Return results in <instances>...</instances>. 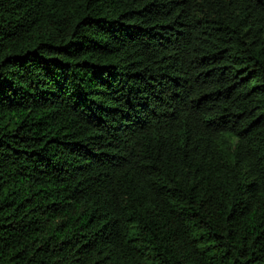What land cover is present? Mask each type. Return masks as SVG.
Segmentation results:
<instances>
[{
	"label": "trees",
	"instance_id": "obj_1",
	"mask_svg": "<svg viewBox=\"0 0 264 264\" xmlns=\"http://www.w3.org/2000/svg\"><path fill=\"white\" fill-rule=\"evenodd\" d=\"M0 264H264V0H0Z\"/></svg>",
	"mask_w": 264,
	"mask_h": 264
}]
</instances>
